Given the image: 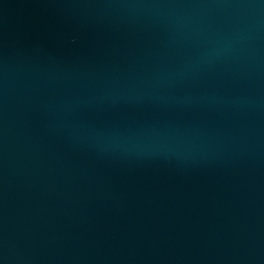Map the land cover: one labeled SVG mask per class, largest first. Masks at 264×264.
Instances as JSON below:
<instances>
[{"label":"water","instance_id":"1","mask_svg":"<svg viewBox=\"0 0 264 264\" xmlns=\"http://www.w3.org/2000/svg\"><path fill=\"white\" fill-rule=\"evenodd\" d=\"M0 264H264V0H0Z\"/></svg>","mask_w":264,"mask_h":264}]
</instances>
